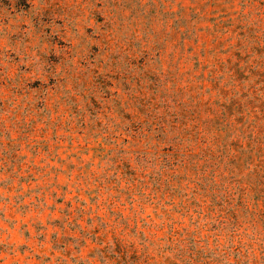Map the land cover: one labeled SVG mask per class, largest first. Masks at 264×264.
<instances>
[{"label": "rangeland", "instance_id": "rangeland-1", "mask_svg": "<svg viewBox=\"0 0 264 264\" xmlns=\"http://www.w3.org/2000/svg\"><path fill=\"white\" fill-rule=\"evenodd\" d=\"M0 264H264V0H0Z\"/></svg>", "mask_w": 264, "mask_h": 264}]
</instances>
